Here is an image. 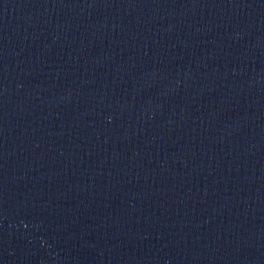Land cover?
I'll list each match as a JSON object with an SVG mask.
<instances>
[{
  "label": "water",
  "instance_id": "water-1",
  "mask_svg": "<svg viewBox=\"0 0 264 264\" xmlns=\"http://www.w3.org/2000/svg\"><path fill=\"white\" fill-rule=\"evenodd\" d=\"M0 264H264V0H0Z\"/></svg>",
  "mask_w": 264,
  "mask_h": 264
}]
</instances>
